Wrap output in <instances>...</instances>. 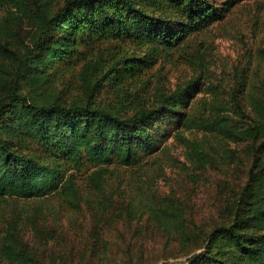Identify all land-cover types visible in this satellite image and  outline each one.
I'll list each match as a JSON object with an SVG mask.
<instances>
[{"label": "trees", "instance_id": "1", "mask_svg": "<svg viewBox=\"0 0 264 264\" xmlns=\"http://www.w3.org/2000/svg\"><path fill=\"white\" fill-rule=\"evenodd\" d=\"M244 1L0 0V264H59L68 210L132 219L142 197L151 221L189 245L180 264H264V81L247 74L245 106L198 115L196 79L166 88L147 75ZM209 136L244 144L248 163L218 222L197 229L182 200L150 189L161 155L173 159L170 138L191 163L242 165Z\"/></svg>", "mask_w": 264, "mask_h": 264}, {"label": "rangeland", "instance_id": "2", "mask_svg": "<svg viewBox=\"0 0 264 264\" xmlns=\"http://www.w3.org/2000/svg\"><path fill=\"white\" fill-rule=\"evenodd\" d=\"M147 71L153 85L160 78L166 88L196 79L199 92L191 103L198 115H208L212 108L231 99H239L245 106L247 74L256 84L264 81V0L237 4L224 20L194 34L184 55L160 58ZM126 104L132 108L136 103L132 99ZM197 131L192 130L202 138L203 133ZM208 139L215 147L224 144L235 148L242 165L235 169L191 163L185 146L170 138L168 149L173 159L161 155L163 172L150 189L155 198L182 200L188 206L187 222L197 229L218 222L221 204L234 194L247 166L244 144L216 136ZM148 203L143 197L133 200L130 209L136 213L132 219L115 218L109 208L106 222H93L89 215L68 210L63 222L70 229L69 235L54 244L55 260L59 264L182 263L191 254L187 253L189 245L181 243L172 226H157L151 221ZM51 250L53 245L49 244L45 252Z\"/></svg>", "mask_w": 264, "mask_h": 264}]
</instances>
